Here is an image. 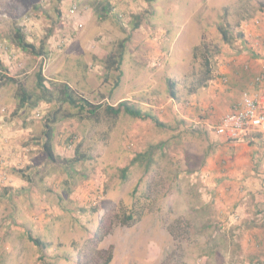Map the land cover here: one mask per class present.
I'll use <instances>...</instances> for the list:
<instances>
[{"label":"rangeland","instance_id":"rangeland-1","mask_svg":"<svg viewBox=\"0 0 264 264\" xmlns=\"http://www.w3.org/2000/svg\"><path fill=\"white\" fill-rule=\"evenodd\" d=\"M263 27L264 0H0L2 73L15 80L0 84V264H41L31 238L48 264H105L109 252L110 264H264V136L219 137L209 92L217 70L250 56ZM17 28L31 43L46 39L47 55L20 51ZM125 38L116 86L107 58ZM206 58L211 76L198 87ZM39 72L52 102L41 98ZM64 83L103 108L130 102L164 126L126 115L63 120L55 163L44 131ZM77 111L66 104L60 115ZM151 147V169L135 164L123 179ZM78 150L87 159L68 166ZM133 211L141 219L122 225Z\"/></svg>","mask_w":264,"mask_h":264},{"label":"trees","instance_id":"trees-1","mask_svg":"<svg viewBox=\"0 0 264 264\" xmlns=\"http://www.w3.org/2000/svg\"><path fill=\"white\" fill-rule=\"evenodd\" d=\"M102 18V17H100ZM246 19V18H245ZM140 26V22H138L135 25V28H138ZM228 26V25H227ZM221 34L224 36L225 40L228 39L229 30L221 27L220 28ZM130 38H125L119 43L118 52H115L114 54H110L107 58V65L109 69H114L118 72V81L116 83V86L119 85L120 79L123 75V72L121 70V65L124 60V54L126 50V43L129 41ZM15 43L17 48L29 55H31L33 58L37 59L40 57H45L48 53V50L46 49V39L39 41L38 43H31L27 40L25 33L22 31L21 28H17L16 36H15ZM196 56V55H195ZM205 67L206 70L202 74V79L199 81L198 87H206V81L210 79L211 76V62L209 58L205 59ZM2 69H4V64L0 61V84H5L7 80L11 82H15L13 78H9L7 74L2 73ZM46 78L43 76L41 72L37 75V86L40 92L43 94L42 99L45 102H52L53 101V91L49 90L46 85ZM168 86L170 90V95L173 98H176V92L175 87L176 84L172 82L171 80H168ZM193 89V88H192ZM56 90L59 94V97L56 99V101L59 102L60 108H62L64 105H68L71 108L77 109L78 111L75 113L72 112H66L63 115H60V108L55 110L52 114L47 123L45 124V131H44V144L43 149L46 151V154L48 158L53 161L57 162L58 157L54 155L53 152V139H54V125L71 118H80V119H89L92 121H95L97 123H100L102 121V116L107 118L108 120L113 121V124L116 123V121L120 118L122 115H126L132 118L140 119V120H151L155 125L158 127L164 126L162 122L158 120L156 116H154L150 112H144L142 109L138 108L134 104H131L130 102H122L118 104L117 106H111L106 105L104 108L101 105H95L85 98L77 95L75 90H73L68 84H60L56 87ZM194 90V89H193ZM19 97H20V105L21 107L25 106L26 103L30 100V95L25 89L24 84L19 83ZM36 105V104H35ZM103 108V110H102ZM153 148L151 147L148 152L140 153L135 156L134 159H132L130 166L122 169V175L123 179H127V173L131 167H133L135 164H138L139 166H144L146 171H149L151 167L153 166L155 160H154V154H153ZM79 155L75 156L74 159L70 160L68 162V166L73 165L74 163H78L81 161L86 160V156L79 153V150L77 151ZM1 196V195H0ZM137 217V218H136ZM142 217V213L138 212H131V214L127 215L126 213L121 215L120 221L122 225H130L132 224V221L140 220ZM104 236H100V241L103 240ZM31 240L35 243L36 246H39L42 250V255L39 258V261L41 264H48L45 262V246L44 244L38 240V239H32ZM112 253L109 252V256L107 257V260L105 264H110L112 261ZM50 264V263H49ZM82 264V263H79Z\"/></svg>","mask_w":264,"mask_h":264},{"label":"crops","instance_id":"crops-1","mask_svg":"<svg viewBox=\"0 0 264 264\" xmlns=\"http://www.w3.org/2000/svg\"><path fill=\"white\" fill-rule=\"evenodd\" d=\"M262 30L254 34L251 40L252 43L254 42V49H250V56L237 57L230 62L231 68L224 66L217 70L219 76H214L209 91L213 94L210 104L215 107L217 119H221L232 108L240 104L247 92L254 93L264 90V82L261 85L256 82L257 77L264 74V32ZM223 82L226 85L222 84ZM225 200H228V204L232 203L227 197Z\"/></svg>","mask_w":264,"mask_h":264},{"label":"built area","instance_id":"built-area-1","mask_svg":"<svg viewBox=\"0 0 264 264\" xmlns=\"http://www.w3.org/2000/svg\"><path fill=\"white\" fill-rule=\"evenodd\" d=\"M75 11L73 6L69 15L73 16ZM82 27L83 24H79V28ZM256 80L261 82L262 78ZM215 132L219 137L234 143H250L264 136V96L245 94L243 101L221 118Z\"/></svg>","mask_w":264,"mask_h":264}]
</instances>
